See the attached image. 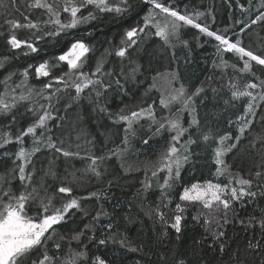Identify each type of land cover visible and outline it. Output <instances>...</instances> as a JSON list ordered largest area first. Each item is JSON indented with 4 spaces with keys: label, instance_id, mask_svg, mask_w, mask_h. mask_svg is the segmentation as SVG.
Returning a JSON list of instances; mask_svg holds the SVG:
<instances>
[{
    "label": "trees",
    "instance_id": "trees-1",
    "mask_svg": "<svg viewBox=\"0 0 264 264\" xmlns=\"http://www.w3.org/2000/svg\"><path fill=\"white\" fill-rule=\"evenodd\" d=\"M250 1L169 0V3L179 12L190 13L198 9L204 13L201 16L203 20L214 16L219 19L220 30L208 27L209 30L221 35L223 32L233 33L231 37L225 34L224 36L234 41L238 30L257 16L255 8L248 9ZM31 2L32 0H15L13 4L11 0H5L7 7H0V33H3L0 35V59L8 58L4 62V67L0 68V82L10 73H15L8 82L9 86L14 87L24 80L22 74L27 68V85L34 89L36 87L43 89L44 84L50 82L52 77L37 78L35 68L44 61H48L51 67L55 63L54 58L66 52L77 39H82L90 47L83 70L93 71L97 62H102L104 73L111 75H104L101 78L111 82L115 89L113 90L111 86L102 93L98 101L95 91L90 89L81 93L79 100L73 101L72 96L75 92L74 89H70L61 94L62 99L55 105L62 120L50 121L49 127L53 128L56 136L63 139L64 147H69L66 150L78 152L79 155L63 157L52 151L42 150L37 153L36 158L42 162L40 166L45 169L49 167V161L52 162L56 176L47 178L51 186H60L63 182V186L72 187L70 196L55 194L58 200L87 197L92 192H96L98 196L82 200L79 211L73 210L70 218L55 226V232L47 245L49 254L55 253L63 258L68 251L69 237L80 231L83 233L80 245L87 246L88 264H92L95 257H100L106 264H177L179 260H184L186 264H260L264 258V250L254 252L247 245L249 241L256 240L264 245V235L258 225L246 228L240 221L247 222L253 215L259 218L260 210L264 209V198L257 196L254 202L247 200L243 203L233 202L228 212L229 223L222 229L225 235L219 242H214L212 236L205 230L206 227L215 229V224L206 226L203 217L199 222L193 220V216L200 212L197 206L188 205L183 213L174 212L177 203L182 205L186 203L179 200V194L184 187H190L198 181L212 180L224 184L239 176L247 178L250 173L254 176L253 169L264 162L258 139L264 135V122L261 121V116H264L262 105L257 109V117L251 129L246 131L237 147L225 156L228 172L219 177L215 174L216 165L212 151L218 138L215 134L231 132L235 137L239 128L236 118L246 107V97L232 100L225 88L228 81L232 84L236 79L234 75H237V71L232 65L235 64L237 67L239 64L243 65L239 56L234 52L218 54L216 50L218 41L202 34L194 27L181 25L179 36L173 38L170 44H165L159 37L154 38L153 29L146 30V34L140 36L141 41L138 39L137 44L128 50L126 58L129 61L121 62L115 52L122 46L124 33L136 26L150 8L143 0H130L132 9L124 15L115 12L97 13L96 19L55 37L46 36L44 39L35 40L30 30L17 29L15 30L17 37L31 38L38 50L34 53L26 48L11 50L6 43L9 34L6 19L24 22L25 15L30 19L46 18L42 16V10L28 7ZM60 3L62 5L63 0H60ZM81 11L86 15L88 9ZM61 19L62 21L70 19V13H64L62 7ZM198 23L207 24L206 21ZM139 47L143 48L137 49ZM25 52H28V55H24ZM244 59L247 60V57ZM222 61L227 62L229 71H224ZM251 64L256 76L264 78V72L261 71L263 66ZM29 65L32 67L29 68ZM133 69L137 70L133 73ZM67 70L65 62H60L59 67H51L52 76L61 75ZM164 71L178 73L179 79L190 93H194L198 88L204 89L200 96L193 98L196 113L192 116L184 114L180 121L183 127H189L193 117L199 121L198 125H192L191 131L182 137V141H187L191 136L197 140V144L189 146L191 155L181 168L180 179L169 193L170 203L162 197L159 188L166 173L160 172L156 177H152V172L160 167L161 158L169 147L170 133L168 135L164 130L163 134L159 135L155 131L156 124L148 129L142 140L132 141L128 147L121 144L120 139V151L113 149L112 145L119 130L124 132V124L116 122L118 116H113L123 109L143 102L141 100L145 98L144 101L157 104L161 90L159 86H154L152 90L150 84L155 74ZM248 74L250 78L243 80V84H236L241 90L249 80L255 82V76ZM117 80L120 82L119 86L115 83ZM4 91L5 86L0 83V93ZM34 100L45 103L39 97ZM69 103L71 107L65 109V105ZM99 106L105 111H99ZM18 112L22 115H19L14 131L26 127L34 119L24 107H20ZM70 118L76 129L68 131L67 123ZM7 123L8 118L0 117V125ZM57 124L62 127H55ZM142 125V128L148 126V121L145 120ZM139 126L140 124L134 125ZM142 128L138 131L141 132ZM198 128L201 132L192 131ZM208 131L213 132L214 136L205 142L201 133ZM60 133L63 136H59ZM145 140L148 143H144ZM253 143L255 147H252ZM98 144L103 147L100 154ZM31 146V138H26L25 147ZM18 147L16 144H10L6 149H0V172H5L13 166L12 160L15 157L12 154ZM108 148L110 155L107 153ZM5 151L9 155L5 156ZM91 151L93 156L95 154L106 157L98 161L100 176H96L88 169ZM113 152L116 154L113 155ZM142 181L151 182L152 186L147 192L142 189ZM165 204L167 206L163 207ZM156 205H162L160 210L166 214L165 218L170 222L174 214L183 216L179 234L170 227L164 228L155 215ZM97 212H100L101 216L99 220H94ZM109 224L112 225L111 229L107 227ZM165 231L167 235H164ZM105 235H111L116 242L99 244L98 241L105 238ZM121 240L125 242L123 245L119 243ZM220 243L224 245L223 251L220 250ZM55 244H59L60 249H56ZM71 246L79 250L76 241H71Z\"/></svg>",
    "mask_w": 264,
    "mask_h": 264
},
{
    "label": "snow or ice",
    "instance_id": "snow-or-ice-1",
    "mask_svg": "<svg viewBox=\"0 0 264 264\" xmlns=\"http://www.w3.org/2000/svg\"><path fill=\"white\" fill-rule=\"evenodd\" d=\"M11 2L15 4V0H11ZM143 3L150 5V8L136 26L124 33L125 39L121 41L122 46L115 52L117 57H126L128 50L137 44L141 34H146V30L155 29L153 35L159 37L165 44H170L173 38L178 37L180 22H182L218 41L216 49L218 54L236 53L243 61V67L238 68L237 71L251 73L255 76V82L249 80L243 85V90L235 83L231 85L234 89L231 92V99L238 100L246 97L247 101L243 113L236 118L239 123L238 134L235 137L231 132L215 134L218 136L217 146L213 150L216 165L215 174L217 177L222 176L228 172L224 157L237 147L246 131L251 129L257 117V109L264 105V78L256 76V73L252 71L251 64L252 61H255L257 65L264 66V53L255 54L241 46L240 39L230 40L224 35L209 30L206 25L198 23L197 19L204 13H195V18L190 14H181L174 5L169 3V0H143ZM0 7H7L5 0H0ZM28 7L42 10V16L46 18L30 19L25 15L24 22L18 19H6L5 23L9 26L6 43L11 50L26 48L33 53L38 50L31 38L19 39L15 34L17 29H28L35 40H41L46 36H59L67 30L77 28L80 24L94 20L97 18V13L115 12L124 15L132 9L130 0H63L62 5L60 0H51V2L50 0H32ZM61 7L64 13H70L69 20L62 21ZM261 7L264 8V5ZM241 8L243 9V5ZM82 9H88L86 15L82 13ZM262 21H264V11L259 12L251 20V24L245 27L250 28L251 25ZM245 27L241 28V32L245 31ZM89 52V45L82 39H77L66 52L54 58L55 63L51 67H59L60 62H65L68 69L57 76H52L48 61L39 64L35 68L36 77H52L50 82L44 84L42 90L27 86V68L22 74L24 80L20 84L14 87L9 86L8 82L15 73H10L4 81L0 82L5 86V91L0 93V117L8 118L7 124L0 125V149H6L10 144L19 146L12 154L15 157L12 160L13 166L5 172H0V264H88L87 246L80 245V238L83 235L80 231H76L69 237L68 251L63 258L55 253L50 255L47 245L55 232V226L70 218L73 210L79 211L82 200L97 197L98 194L92 192L87 197L70 198L66 201L58 200L55 194L70 196L73 189L70 186H63V182L60 186H51L47 178L56 176L52 162L49 161V167L45 169L40 166L42 162L36 156L42 150H49L63 157L79 155L78 152L74 153L65 149L63 139L56 136L53 128L49 127V122L62 120L55 107L62 99V93L74 89L75 95L72 96V100L76 101L79 100L81 93L90 89L95 91L98 101L102 93L111 88L112 83L101 78L104 75H111V73H104L102 62L98 61L93 71L83 70ZM24 55H28V52H25ZM245 57L248 59L245 60ZM7 59V57L0 59V68L4 67V62ZM222 63L227 66L226 61H222ZM31 67L29 65V68ZM232 67L236 69L235 64ZM136 70L133 69V73ZM261 71L264 72V67L261 68ZM115 83L120 85L119 80ZM53 88L54 91H52ZM18 89H23V91H18ZM257 89L259 91H253ZM203 91V88H198L191 95H187L183 84H181L167 98L161 97L159 103L162 108L167 109L170 104L179 101L185 109H190L191 114L195 111L193 97L200 96ZM34 97H39L45 103H39L34 100ZM20 107H24L27 112L33 115L34 119L26 127L14 131L18 117L22 115L18 112ZM69 107H71L70 103L65 105V109ZM99 111H105V109L99 106ZM54 113L57 114L54 115ZM144 117L151 118L153 123L157 124L156 133L165 129L166 125L169 132L175 133L171 136V145L161 158L160 167L152 172V177H156L160 172L166 173L159 188L162 197L170 203L169 193L176 181L180 179L183 164L190 158L189 146L196 144L197 140L189 136L187 141L181 144V137L188 132V128L183 127L178 119L164 118L162 121H157L153 106L148 105L147 108L131 111L130 114L118 115L116 122L124 121L127 124V127L124 128V144H127L130 135L134 134L133 124ZM261 121L264 122V116H261ZM198 124L199 121L193 117L189 127ZM55 127L60 128L62 125L57 124ZM213 136L214 133L211 131L201 133L205 142H208ZM26 138H31L32 146L30 148L25 147ZM258 139L261 154L264 156V135L259 136ZM229 141L231 143H228ZM144 143H148V141L145 140ZM252 147H255V143L252 144ZM4 155L7 156L9 153L5 151ZM88 159L90 160L88 169L96 176H100L101 173L97 168L98 161L106 159V157L91 156ZM253 172L254 176L250 173L247 178L243 176L233 178L224 184L208 180L203 184L197 182L191 184L190 187H184L179 194V200L186 203L183 205L177 203L174 212L183 213L188 205L200 204L201 210L198 215L193 216V220L199 222L203 217L206 226L215 224V229L206 227L205 230L212 236L214 242H219L225 235L222 229L229 223L228 212L231 210L233 202L243 203L246 200L254 202L257 196L264 198V162L260 163L258 168H254ZM141 184L145 192L152 186L150 181L148 183L142 181ZM166 206V204L163 205V207ZM161 207L162 205H156L155 215L165 229L170 227L179 234L183 216L174 214L170 222L165 218L166 214L160 210ZM260 212L259 218L253 215L248 218L247 222L241 220L240 223L246 228L258 225L264 235V209H261ZM221 213L222 215H220ZM103 214L107 215V213ZM100 216L101 213L97 212L93 219L99 220ZM107 227L111 229L112 225L109 224ZM164 235H167L166 231ZM177 239H179V235ZM71 241L77 242L79 250L71 246ZM109 241L116 242L111 235H105V238L100 239L98 243L103 245ZM119 243L123 245L125 242L121 240ZM54 247L60 249L59 244H55ZM247 247L254 252L264 250V245L259 240L249 241ZM223 249L224 245L220 243V250L223 251ZM92 264H106V262L100 257H95ZM177 264H186V262L179 260ZM260 264H264V258L261 259Z\"/></svg>",
    "mask_w": 264,
    "mask_h": 264
},
{
    "label": "rangeland",
    "instance_id": "rangeland-1",
    "mask_svg": "<svg viewBox=\"0 0 264 264\" xmlns=\"http://www.w3.org/2000/svg\"><path fill=\"white\" fill-rule=\"evenodd\" d=\"M261 5H264V0H258V2L256 0H251L249 2V8L248 9H254L255 8V11H257V14L256 15H258L259 12L264 11V8H262ZM261 8L263 10H261ZM198 12L201 13V11L198 10V9L195 10V12L186 13V12L182 11L180 13L181 14H190V15H193L194 16V14L195 13H198ZM244 12H245V10H244ZM194 18H195V16H194ZM218 20L219 19H216L214 16L208 17L206 20H203V18L200 16L197 19V22H205L206 21V23H207L206 26L207 27H215L217 30H220L219 27H218V25H219V21ZM180 23H181V25H184L182 22H180ZM250 24H251V20L248 21V25H250ZM184 26H190V25H184ZM190 27H192V26H190ZM153 30L155 31V29H153ZM179 33H180V31H179ZM222 34L223 35L225 34L226 36L231 37V35L233 33L231 34V33H227V32L224 33L223 32ZM178 36H179V34H178ZM153 37L157 39V37L155 35ZM139 39H140L139 41H141V38H139ZM150 39L151 38L149 37L148 40H150ZM235 39H240L241 46L246 47L248 50L253 51L255 54L264 53V21L258 22L257 24H254V25H251L250 28L245 27V31L244 32H241V29L238 30V34L235 35ZM144 43H146V41ZM70 47H71V45H70ZM142 48L143 47H141V48L139 47L137 49H142ZM234 54L237 55L236 53H234ZM119 59L121 60V62L129 61V59L126 58V57H124V58H120L119 57ZM251 63H256V62L255 61H252ZM238 66L239 67L236 66V69H235L236 71H237L238 68H242L243 67V65H240V64ZM224 71H229V68L227 66H224ZM132 77H134V76H132ZM234 77L236 78L235 79V82H234L235 84H241V83L243 84V82H242L243 80H247L248 78H250V76H249L248 73H241L239 71H237V75L236 76L234 75ZM181 84H183V86H184L185 93L187 95H191L192 93H190L188 91V89L185 86V84L179 79L178 73L165 72V71L162 72V73L159 72V73H157V74L154 75V78L152 80V83L150 84V87L152 88V90H154L153 89L154 86H159V88L161 90V91H159L160 95L158 97L157 104H155L154 102L144 101V100H146V98H145V99L141 100L143 102L138 103V104H135V105L127 108L126 110L123 109L121 112L115 114L113 117L118 116L120 114H130L131 111H136V110H139L140 108H147L148 105H152L153 106V109L155 110V113H156V120L157 121H162V118L163 117L168 118V119H178L179 121H182V118L184 117V114H187V115L189 114V115L192 116L193 114L196 113L195 106H194L195 111L190 114V109H185L183 107V104L181 102H179V101L173 102L172 104L169 105V107L167 109L162 108L161 105H160V103H159L161 97L167 98L169 96V94L171 92H173L174 89L178 88ZM232 84L228 81L227 82V85L225 86V88L228 90V95H230V96H231V92L234 90L231 87ZM31 88H33V87H31ZM37 89H39V88H37ZM112 89L115 90L113 84H112ZM18 91H23V89H18ZM109 93H113V92H109ZM109 93H107V94H109ZM45 94H46V91H45ZM34 98H37V97H34ZM145 120L148 121V126L142 128V126H143L142 124L144 123ZM71 121H72V118H70L68 120V123H67V126L69 127L68 131H71L72 129H76V126ZM120 123H123L124 124V128L127 127L126 122L120 121L119 124ZM136 124H140V126L139 127H134V125H136ZM190 124H191V122H190ZM154 125H156V124L153 123L152 119L151 118H148V117H144V118L140 119L138 122H135L133 124L134 134L130 135L127 144H124L123 143V139H124V136H125V132H122V131L119 130V132L114 136V140H113V143H112L113 149H115L116 151H118V150L120 151V149H121L120 139H121V144H123V145H125L127 147L130 146V143L132 141L142 140L143 139V136L146 135L145 133H147L148 129H151L152 126H154ZM139 128H142L141 129V132L138 131ZM185 128H188V132H186L185 134H187V133H189L191 131L190 130V127H185ZM164 130H166L168 132V135L170 133V136H169V139H170L169 146H170L171 143H172L171 136L174 135L175 133L174 132H169L167 130V125H166L165 129L161 130V132L159 133V135H162L163 132H164ZM192 131L193 132H201V129L198 128L197 130H192ZM59 136H63L62 133H60ZM121 136H122V138H121ZM192 139L195 140V138H192ZM217 140H218V138L216 139V141ZM184 142L185 141H182V137H181V144H183ZM216 146L217 145H216V142H215L214 147H213V150H214V148ZM177 147L179 148L180 145L178 144ZM102 148L103 147L98 144V152H99V154L102 153ZM65 149H69V147L66 146ZM95 153L97 154L96 148H95ZM107 153H108V155H110V148L107 149ZM90 156H93V151H91ZM94 156H95V154H94ZM213 158H214V151H213ZM224 159H225V157H224ZM159 166H160V163H159ZM206 181H208V180H206ZM198 182L201 183V184H203L205 181H198ZM212 182L213 183H218L216 181H212ZM195 183H197V182H195ZM195 206L198 207L197 209L199 211L201 210V205L200 204L197 203Z\"/></svg>",
    "mask_w": 264,
    "mask_h": 264
}]
</instances>
